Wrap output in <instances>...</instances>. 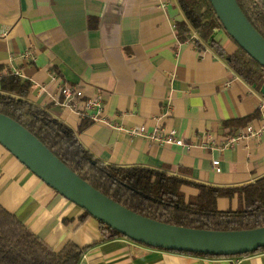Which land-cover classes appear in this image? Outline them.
I'll list each match as a JSON object with an SVG mask.
<instances>
[{
  "label": "crops",
  "instance_id": "obj_1",
  "mask_svg": "<svg viewBox=\"0 0 264 264\" xmlns=\"http://www.w3.org/2000/svg\"><path fill=\"white\" fill-rule=\"evenodd\" d=\"M183 19L175 0H0V67L26 81V99L67 125L104 163L143 165L220 186L251 182L264 175V118L257 110L264 82L259 91L245 83L208 42L197 47L194 32L178 41L174 23ZM211 38L225 53L235 50L223 31L214 30ZM63 82L98 98L111 122L149 128L158 116L190 147L157 145L78 118L57 103ZM254 112L246 124L262 126L261 136L220 149L232 134L221 122ZM182 189L195 194L192 187ZM233 199L218 198L217 208H233ZM0 205L53 251L67 241L80 247L78 264H264V251L205 257L122 237L103 240L98 221L89 216L80 223L81 208L1 145Z\"/></svg>",
  "mask_w": 264,
  "mask_h": 264
},
{
  "label": "trees",
  "instance_id": "obj_2",
  "mask_svg": "<svg viewBox=\"0 0 264 264\" xmlns=\"http://www.w3.org/2000/svg\"><path fill=\"white\" fill-rule=\"evenodd\" d=\"M175 1L184 17L174 23L177 40L186 41L194 32L197 38L193 42L197 47H200L202 41L208 42L210 48L224 58L239 78L259 91L264 82V67L249 57L225 33L209 1ZM235 1L252 27L264 38V1ZM214 30L223 31L232 41L235 45L233 52L225 53L221 45L211 38ZM0 70L5 69L0 67ZM28 91L29 84L26 81H21L16 74L5 70L0 75V113L23 126L78 177L124 208L143 217L187 228L229 231L264 226V175L248 183L220 186L189 181L143 165L117 166L104 163L79 143L76 133L67 125L50 115L45 108L28 101ZM255 116L254 112L222 121L221 125L228 128L231 134ZM181 186L192 187L195 194L185 196L180 191ZM218 198L228 201L235 198L236 207L220 210L216 203ZM89 216L83 210L79 222L82 223ZM98 225L103 240L126 238L99 221ZM263 251L264 247H260L234 256ZM81 255L82 249L71 241L53 251L0 205V264H78Z\"/></svg>",
  "mask_w": 264,
  "mask_h": 264
},
{
  "label": "water",
  "instance_id": "obj_3",
  "mask_svg": "<svg viewBox=\"0 0 264 264\" xmlns=\"http://www.w3.org/2000/svg\"><path fill=\"white\" fill-rule=\"evenodd\" d=\"M208 1L225 33L264 67V38L252 27L236 1ZM0 145L57 194L133 242L168 251L225 256L264 247V226L229 231L187 228L124 208L92 188L23 126L1 113Z\"/></svg>",
  "mask_w": 264,
  "mask_h": 264
},
{
  "label": "built area",
  "instance_id": "obj_4",
  "mask_svg": "<svg viewBox=\"0 0 264 264\" xmlns=\"http://www.w3.org/2000/svg\"><path fill=\"white\" fill-rule=\"evenodd\" d=\"M24 59H30V55L23 53ZM58 105L70 111L78 118H88L102 125L108 126L116 131L123 132L129 137H141L157 145H177L185 148L190 147L183 138L176 134V131L171 128H164L159 124L160 117H152V125L148 128L143 124L124 125L122 123L111 122L102 114V105L98 98L85 95L81 89L75 85L61 83L59 87ZM259 114L264 118V101L257 105ZM262 133V126L254 128L250 123L237 129L234 133L224 138L219 144L220 149L231 147L241 140L248 138H259ZM218 160L211 161L215 172L219 171Z\"/></svg>",
  "mask_w": 264,
  "mask_h": 264
},
{
  "label": "rangeland",
  "instance_id": "obj_5",
  "mask_svg": "<svg viewBox=\"0 0 264 264\" xmlns=\"http://www.w3.org/2000/svg\"><path fill=\"white\" fill-rule=\"evenodd\" d=\"M224 34V33H223ZM225 35V34H224ZM225 37H226V35H225ZM181 191V193H183L185 196H192L193 194H190V193H188V192H185V190H180ZM233 202H234V207H233V209L236 207V199L234 198L233 199ZM218 206H220V204L218 205Z\"/></svg>",
  "mask_w": 264,
  "mask_h": 264
}]
</instances>
